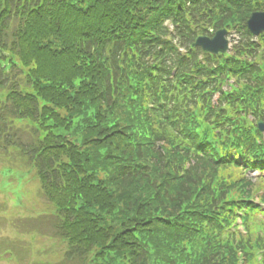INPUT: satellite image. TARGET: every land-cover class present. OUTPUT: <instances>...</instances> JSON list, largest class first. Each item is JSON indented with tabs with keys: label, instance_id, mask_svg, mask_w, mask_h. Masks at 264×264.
I'll return each instance as SVG.
<instances>
[{
	"label": "trees",
	"instance_id": "16d2710c",
	"mask_svg": "<svg viewBox=\"0 0 264 264\" xmlns=\"http://www.w3.org/2000/svg\"><path fill=\"white\" fill-rule=\"evenodd\" d=\"M256 11L264 0H0V164L15 153L34 171L61 264H259ZM224 28L227 54L191 47Z\"/></svg>",
	"mask_w": 264,
	"mask_h": 264
},
{
	"label": "rangeland",
	"instance_id": "374dc122",
	"mask_svg": "<svg viewBox=\"0 0 264 264\" xmlns=\"http://www.w3.org/2000/svg\"><path fill=\"white\" fill-rule=\"evenodd\" d=\"M9 160L0 164V264H59L66 247L54 209L34 171L15 153Z\"/></svg>",
	"mask_w": 264,
	"mask_h": 264
},
{
	"label": "water",
	"instance_id": "95a60500",
	"mask_svg": "<svg viewBox=\"0 0 264 264\" xmlns=\"http://www.w3.org/2000/svg\"><path fill=\"white\" fill-rule=\"evenodd\" d=\"M248 30L254 35L258 36L264 33V13H253L247 21ZM226 31H217L212 38L198 37L193 47H200L203 51L211 54H224L228 48V42L225 39ZM1 54V51H0ZM261 131L264 127L260 124Z\"/></svg>",
	"mask_w": 264,
	"mask_h": 264
}]
</instances>
